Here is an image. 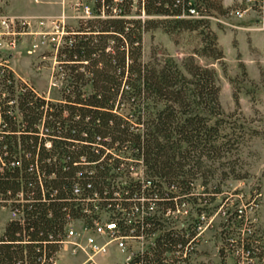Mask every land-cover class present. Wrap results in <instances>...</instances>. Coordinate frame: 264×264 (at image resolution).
<instances>
[{
  "label": "trees",
  "instance_id": "trees-1",
  "mask_svg": "<svg viewBox=\"0 0 264 264\" xmlns=\"http://www.w3.org/2000/svg\"><path fill=\"white\" fill-rule=\"evenodd\" d=\"M112 3L96 0L95 11L104 5L112 14ZM132 5L133 0H122L118 17L68 26L57 53L63 73L58 100L46 102L26 89L16 99L21 127L3 104L0 201L10 202L19 217L9 218L0 234V264H52L67 217L83 214L73 189L78 185L83 196L95 192L105 203L112 195L110 171L120 164L122 153L142 158L151 181L150 188L130 184V197L145 195L163 210L186 198L196 202L201 195L192 193L194 180L201 178L206 186L213 175L210 169L201 170L205 160H219L230 150L235 138L224 131L229 123L215 68L200 65L191 54L183 63L187 76L171 57L158 59L153 51L151 60L142 58L143 32L160 27L168 33L198 30L200 54L221 60L209 18L184 14L195 7L206 15L213 14L210 10L223 15L228 8L222 0H138L132 15ZM141 10L145 17L139 16ZM6 77L12 81V72ZM5 85L12 95V82ZM234 100L238 106L236 95ZM208 194L212 197L203 202L213 200ZM203 209L198 206V213ZM138 222L145 234L159 231L155 245L136 258L140 264L163 263L166 252L185 243L181 230H160L162 215Z\"/></svg>",
  "mask_w": 264,
  "mask_h": 264
},
{
  "label": "rangeland",
  "instance_id": "rangeland-1",
  "mask_svg": "<svg viewBox=\"0 0 264 264\" xmlns=\"http://www.w3.org/2000/svg\"><path fill=\"white\" fill-rule=\"evenodd\" d=\"M5 2L7 3V0ZM11 3L12 12L38 10L37 4L30 0H11ZM222 5L228 8V12L240 7L241 2L222 0ZM1 9L11 13L8 6ZM137 9L138 0H134L131 14L135 15ZM210 11L213 14L209 18V29L216 34L217 45L223 52L221 60L200 54L203 40L198 30L182 29L168 33L160 27L143 32L142 58L144 61L151 60L153 51L158 59L171 57L188 76L183 63L186 57L193 54L197 63L216 70L220 87L219 100L227 114L224 118L229 123L224 131L235 139L225 156L216 161L205 160L206 164L201 170L210 169L209 173L213 172V175L206 186L201 184V178L194 180L195 191L201 196L196 202L192 201L194 209L191 212L194 213L196 207L200 206L209 214L208 226L200 237L197 262L204 264L203 260H207L211 264H232V258L220 249L225 232V210L232 211L235 206L254 199L256 206L253 207L252 213L257 217L258 231L264 237V29L254 28L258 23L254 18L256 14L247 13L242 19L231 15L228 21L233 23L232 27L216 20L227 12L219 15L214 10ZM41 17L46 20L52 19L53 16ZM28 18L36 19L37 16ZM68 24L71 28H76L78 21L70 19ZM45 29L49 32L40 35L41 37L34 34L24 35L11 52V59L20 72L26 74L25 68L28 67L33 73H37L34 82L38 90L57 99L60 96L61 83L58 82V86L54 79L50 81L49 75L52 65L50 54L53 44L57 41V34L49 25ZM35 43H38V46H35ZM30 50L32 52L29 53ZM42 56H45L42 60L44 68L36 71L34 65ZM57 77H60V74ZM234 95L238 98V106L235 104ZM205 188L207 194L202 195ZM210 192L214 198L204 204L202 198L207 197ZM256 193H260V196H255ZM5 214L8 215L7 212ZM1 216H4L2 212ZM164 220L166 229L178 228L182 223H186L181 214L175 218L165 217ZM84 258L82 254L70 257L62 251L58 256L60 264L70 259L78 263ZM121 259L122 253L114 245L110 246L106 256L97 255L94 258L96 264H120Z\"/></svg>",
  "mask_w": 264,
  "mask_h": 264
},
{
  "label": "built area",
  "instance_id": "built-area-1",
  "mask_svg": "<svg viewBox=\"0 0 264 264\" xmlns=\"http://www.w3.org/2000/svg\"><path fill=\"white\" fill-rule=\"evenodd\" d=\"M95 2L96 0H61V10L58 15L46 20L42 17L33 19L12 15L3 12L0 8V131L4 122L1 110L4 103L7 104L9 114L15 120L16 125L21 127L22 114L17 107L16 99L26 89L32 90L46 102L58 100L51 98L47 92L39 91L34 83L14 72L11 52L19 44L22 37L26 34L41 37L40 35L49 32L45 29L48 25L55 30L57 41L53 44L50 54L52 65L49 75L50 81L54 79V82L59 86L58 82L62 84L63 75L57 53L68 35V21L70 19L78 21L94 17H118L121 15L120 3L122 0H113L110 6L112 14L106 12L104 5H101L99 11L96 12ZM240 2V7L228 11L223 17L216 18V20L233 27V23L228 21L231 15H236L239 19H242L243 15L253 13L256 14L254 18L258 22L254 28L257 30L264 29V0H240ZM184 15L193 18L212 17L201 13L195 7H190L188 13ZM139 16H146L143 10H141ZM35 46H38V43H35ZM43 59H45V56H42L35 63L36 71L44 68ZM55 65H57L56 69ZM8 72H12V81L7 80L6 74ZM59 74L60 77H57ZM6 81L8 84L12 82V95H10L5 85ZM45 145L51 147L49 139H46ZM113 154L117 155L115 152ZM119 156L120 164L110 171L113 174L111 180L112 195L107 197L105 203L95 192L92 195L83 196L78 185L73 189L77 197V205L83 214L79 217H67L63 226L64 234L60 249L52 264H59L58 256L61 251L70 257L84 255V260L78 264H96L94 258L97 255L106 256L111 245H114L122 253L120 264H140L136 261V258L155 245V239L159 231L145 234L138 228V221L143 220V217L148 215H162V228L160 230L163 231L167 230L165 217L175 218L180 214L186 223H182L181 227L168 229L181 230L184 234L185 243L177 250L166 252L164 262L160 264H202L201 261L197 262L196 256L200 237L208 226L207 213L204 211L198 213L197 207L192 213L194 205L192 200L187 198L180 203L176 202L173 208L159 210V205L155 199L145 195L130 197L128 188L130 184L139 182L143 188H150L151 181L146 180V166L142 158L134 156L130 152L127 154L122 153ZM80 159L84 161L85 157L81 156ZM161 184L164 189H167L165 183L162 182ZM192 193L198 194L195 191V186ZM204 194L207 193H202V195ZM255 196H260V193H256ZM122 199L126 202V205H123ZM111 200H115L116 204L112 205L109 202ZM204 204L207 203L204 202ZM247 206L249 210H247ZM254 206H256V203L253 199L235 206L232 211H224L226 224L220 249L232 258V264H264V237L258 231V219L252 213ZM0 210H6L9 218L19 217V214L10 208V202L4 204L0 201ZM124 226L128 228L126 232ZM203 262L204 264H211L207 260H203Z\"/></svg>",
  "mask_w": 264,
  "mask_h": 264
},
{
  "label": "crops",
  "instance_id": "crops-1",
  "mask_svg": "<svg viewBox=\"0 0 264 264\" xmlns=\"http://www.w3.org/2000/svg\"><path fill=\"white\" fill-rule=\"evenodd\" d=\"M30 1L37 4L36 6H37L38 10L36 12H33L32 10L29 12H27V11H25V12H21V11L12 12L10 10L12 8L11 0H7V3L5 2V0H0V8H2V7L4 8V7L8 6L9 12H11L9 14L16 15V16H22V17L56 16V15H58V13L61 10V3H60L61 0H36V1L30 0ZM11 55H12V53H11ZM11 62H12V59H11ZM12 68L17 75H19L21 77H25L26 79L30 80L32 83H34L36 85V83L34 82V79L36 78L37 73L36 74L33 73L27 67V68H25L26 74H24L23 72H20L19 70L16 69L14 62H12ZM36 88H37V85H36ZM0 212H2V215H4V216L0 217V234H1L6 221L9 219V216L7 214H5L7 212L6 210H0ZM58 262H59V260H58ZM78 263H75L74 261H72V259L64 262V264H78ZM59 264H60V262H59Z\"/></svg>",
  "mask_w": 264,
  "mask_h": 264
}]
</instances>
